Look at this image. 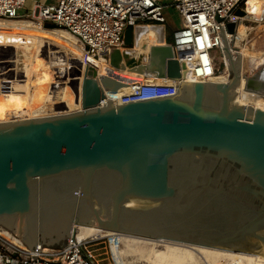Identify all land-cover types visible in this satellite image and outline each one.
Instances as JSON below:
<instances>
[{
    "label": "water",
    "instance_id": "1",
    "mask_svg": "<svg viewBox=\"0 0 264 264\" xmlns=\"http://www.w3.org/2000/svg\"><path fill=\"white\" fill-rule=\"evenodd\" d=\"M237 29L220 28L227 82H189L164 35L148 73L182 81L176 95L98 107L125 84L89 67L81 110L0 124V227L34 252L91 226L264 256V110L238 104L243 79L253 91L259 73L244 74Z\"/></svg>",
    "mask_w": 264,
    "mask_h": 264
},
{
    "label": "bare ground",
    "instance_id": "2",
    "mask_svg": "<svg viewBox=\"0 0 264 264\" xmlns=\"http://www.w3.org/2000/svg\"><path fill=\"white\" fill-rule=\"evenodd\" d=\"M243 11L245 16L239 17L243 22L235 21L238 24V29L233 51L238 52L243 58L245 67L246 60L254 65L253 59L256 56L247 44L244 45L248 33L246 32L243 37L240 36V26L243 23L247 31L245 22L262 23L264 21V0H246V8ZM34 21L0 17V73L2 68L7 72L0 74V83L9 85L8 88L0 90V99L4 102V105L0 106V112L4 113L0 114V124L71 114L81 110L82 82L89 67L98 72V81L101 80V77H106L125 84L116 92H106L112 100H117L135 84L165 82L164 79L151 78L149 73L148 77L142 76L136 73V68L124 70L122 66L125 62L129 63L135 58V50L121 49L117 54H114L113 58L110 56V59L106 54H101L100 57L96 58L88 57L87 51L75 36L66 29L49 27L51 24L44 25V29L49 31L61 30L69 35L68 37L56 33L63 38L59 39L58 45L65 46V49L61 52H51L50 43H47L46 38H43L40 51L36 53L35 44L40 39V36L38 37L40 26ZM154 30L159 34L160 45L158 46H163L165 42L163 28L143 26L134 31L135 44H139L148 32ZM45 36L47 37V35ZM228 38L230 41L232 37L228 36ZM53 44H56V39H54ZM260 60L262 61V59ZM83 63H85L84 72L81 69ZM225 70L228 71L227 78L219 81V77ZM225 70L221 75H215L211 82L229 81V70L227 68ZM187 73L190 82H199L192 70H187ZM262 74L264 71L255 77L256 89L253 91L248 89L247 82L243 79L239 87V105H251L264 110V83L260 82ZM62 81L66 82L65 87L59 88V85L54 87L55 83L59 84ZM4 84L1 85L4 87ZM56 88L59 89L54 90ZM5 89L8 90L5 91ZM54 101L57 102L54 103ZM27 106L30 107V111L28 115H24L22 111ZM5 114L14 115L8 119ZM0 231L17 244H24L15 234H10L2 229ZM76 235L80 240L89 237H107L112 243L122 246V250L117 253L123 260V264H199L201 260L209 261V258L220 260L226 258L229 259L230 264H264V256L262 255L210 248L167 239L135 238L91 226H79Z\"/></svg>",
    "mask_w": 264,
    "mask_h": 264
},
{
    "label": "built area",
    "instance_id": "3",
    "mask_svg": "<svg viewBox=\"0 0 264 264\" xmlns=\"http://www.w3.org/2000/svg\"><path fill=\"white\" fill-rule=\"evenodd\" d=\"M28 1L0 0V17H26L54 24L75 36L88 57L106 54L109 59L112 51L124 46L128 28L135 31L149 24L164 28L165 12L172 7L181 18V26L173 31L169 46L174 58L192 70L199 82H211L218 75L217 54L226 68L220 28L226 30L229 22H243L233 13L246 8V0H33L31 12L21 14ZM187 80L190 82L189 76ZM164 81L135 84L117 100L106 94L98 107H106L109 100L123 105L176 95L182 81ZM99 241L98 237L80 240L75 235L64 249L38 247L34 252L0 231V264H97L95 246Z\"/></svg>",
    "mask_w": 264,
    "mask_h": 264
},
{
    "label": "rangeland",
    "instance_id": "4",
    "mask_svg": "<svg viewBox=\"0 0 264 264\" xmlns=\"http://www.w3.org/2000/svg\"><path fill=\"white\" fill-rule=\"evenodd\" d=\"M37 1L38 2H51L52 0H37ZM33 4H34L33 0L28 1L25 9L21 12V14L30 13L32 10ZM165 15L167 18V23L164 25V28H163L165 40L167 41V38H170L172 41L173 31L181 26V18L178 12L172 7L166 10ZM22 19H24V21L36 20V19L26 18V17ZM37 21H34V22H36L35 24H38L40 26V32L38 35V37L40 36V39H39V42L35 44V50H36L35 52L39 53L41 40L43 38L44 39L46 38L47 43L48 42L50 43L49 48L51 49L50 50L51 52L54 51L55 53V52H61L62 50H64L65 46L58 45L59 39L61 40L63 38L59 37L56 33H60L61 35H66L68 37L69 35L66 32L61 31V30H55V31L46 30L44 29L43 26L49 25V24H43V22H40V21L37 22ZM245 26L247 28L248 37L246 40H244V45L247 44L249 48H251L252 50L254 49L256 52L260 53V55L263 54V56H260V59H262V61L259 62L257 66H255L256 63L253 65L249 63L248 60H246L245 67H244L245 68L244 74L250 78V77H253L255 74H258L264 70V21L262 23V26L258 23L249 22V21L245 22ZM258 26H260V28ZM143 27L162 28V27H157L156 24H149ZM245 31L246 30H245L244 24L242 23L240 26V31H239L242 37L245 35L244 34ZM45 35H47V37ZM54 39H56V44H53ZM158 45H160L159 34L157 31L154 30V31L148 32V34L143 37L141 42L139 44L136 43L132 48H127L123 46L121 48L122 50H135L136 51L135 58L129 63L125 62V64L122 66L124 70H128L130 68L131 69L136 68V73L142 76L148 77V67L147 66H149L150 64L151 48L153 46H158ZM217 58L218 59L216 61V65L218 69V75H221V73L225 70V65L223 63L222 57H220L218 54H217ZM81 69L84 72L85 63H83V66H81ZM1 70L2 72H5L4 68H2ZM2 72L0 74H3ZM227 75H228V71L225 70L218 80L221 81L225 77L227 78ZM6 87L8 88V86H4L3 90ZM2 105H4V102L3 100L0 99V106L2 107ZM29 111H30V107L27 106V107H24L22 113L24 115H28ZM69 112H73V111H69ZM0 114H4V113L0 112ZM5 115L7 116L8 119H10V117H12L14 114L13 115L5 114ZM0 229L12 234L10 231L6 230L5 228L0 227ZM99 239L100 241L95 246V250H96L95 253L97 255V264H123V260L117 253L122 250V246L120 247V245H117L116 243H112V241H110V239L107 237H103L102 239L101 238ZM208 260L209 261L207 262H204L203 260H201L199 264H230L229 259H226V258H223L222 260L218 258H213V259L209 258Z\"/></svg>",
    "mask_w": 264,
    "mask_h": 264
},
{
    "label": "crops",
    "instance_id": "5",
    "mask_svg": "<svg viewBox=\"0 0 264 264\" xmlns=\"http://www.w3.org/2000/svg\"><path fill=\"white\" fill-rule=\"evenodd\" d=\"M263 23V22H262ZM262 23H258V24H260L261 26H262ZM259 28H260V26H258ZM246 32L247 31H245L244 32V34H246ZM240 36H241V34H240ZM250 50L255 54V59H253V62L254 63H256V66L258 65V63L259 62H261V60H260V56H263V54L262 55H260V53H258V52H256L254 49L252 50L251 48H250ZM250 60V62H251V59H249ZM3 74L5 73H7V72H2ZM2 75V74H1ZM260 82H262V83H264V74H262V78H261V80H260ZM1 84H4L3 82L2 83H0V89H2L3 90V85H1ZM4 86H9L8 84H4ZM6 90H8V89H5V91Z\"/></svg>",
    "mask_w": 264,
    "mask_h": 264
},
{
    "label": "trees",
    "instance_id": "6",
    "mask_svg": "<svg viewBox=\"0 0 264 264\" xmlns=\"http://www.w3.org/2000/svg\"><path fill=\"white\" fill-rule=\"evenodd\" d=\"M167 44H168V45H171V44H172V41H171L170 38H167ZM225 78H226V77H225ZM225 78H224L223 80H225ZM223 80H221V81H223Z\"/></svg>",
    "mask_w": 264,
    "mask_h": 264
}]
</instances>
